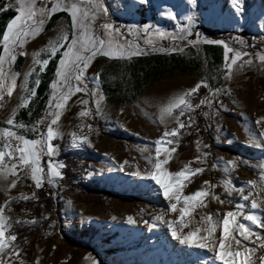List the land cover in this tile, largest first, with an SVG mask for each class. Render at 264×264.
<instances>
[{
  "label": "rangeland",
  "instance_id": "1",
  "mask_svg": "<svg viewBox=\"0 0 264 264\" xmlns=\"http://www.w3.org/2000/svg\"><path fill=\"white\" fill-rule=\"evenodd\" d=\"M11 2L14 0H0V21H4L2 33L16 15ZM102 3L107 16L96 21L94 30L106 20L114 29L119 28L124 42H131L141 54L126 59L96 57L86 71L85 84L73 81V86H86L89 92L88 95H72L62 109L57 125L53 126L57 132L51 141L55 153L51 157L41 154L44 177L41 187L36 188L25 175L9 190L12 197L21 193L34 197L27 201H10L6 205L12 227L17 220L21 223L34 220L38 226L30 237L14 243L22 249L20 255L27 264H92L93 261L95 264H222L207 249L181 245L173 240L167 228L158 222L152 228L147 227L153 223L152 215L167 212L168 201L158 185L145 177L152 170L149 161L154 163L156 158L154 141L161 138L165 130L175 127L173 120L166 122L167 129L160 123V107L195 84L206 83L209 87L198 89L191 102L199 103V99L212 91L216 94L213 107L195 109L192 112L194 125L179 129L175 137L165 140L162 147L175 151H171L164 168L169 172L179 171L185 163L191 168H204L202 173L190 176L191 182L183 189V195L200 190L205 180L218 185L211 191L219 200L205 197L206 206L193 208L186 217L192 221L190 228L201 226L202 213L212 214L214 218L219 213L222 217L225 211H236L237 205H243L237 220L249 228L251 223L242 217L254 215L259 207L251 208V200H243L236 192L228 196L219 184L226 178L233 188L243 189V195H247L246 182L259 181L262 171L259 165L264 164V149L252 146L249 141V134L258 135L260 131L256 121L264 117V66L255 59L257 53L264 54V0H242L239 11L231 6L230 0H195L194 7L187 0H147V4L136 3V0H102ZM47 6H51L50 2ZM165 9L173 12L174 20L164 15ZM69 23L70 18L64 11L46 17L40 34L25 41V55L21 56L18 49L16 59L6 66L17 74V78L11 96L6 90L0 92V149L4 147L2 132L6 128L28 140L46 135V112L53 92L50 85L55 78L59 53L49 59L43 72L39 71L35 60L48 58L44 47L61 26L67 28ZM145 25L150 26L149 34L143 31ZM185 25L190 26L192 35L175 38L179 35L177 27ZM129 26L140 31L130 36ZM201 27L217 34V38H209ZM222 32L228 34L220 36ZM197 33L200 40L190 43L197 40ZM96 34L103 37V30L99 29ZM206 40L221 41L222 44H209L204 42ZM223 44L242 53L233 66L231 79L224 76ZM0 51H3L2 46ZM246 59L252 60L251 66H241V61ZM36 79H39L36 90L46 80L42 98L35 91L28 104L20 107L21 99L27 98L26 89L31 88ZM93 87L97 93L99 116L95 114L96 105L91 102ZM81 97L89 100L90 117L79 116L83 110L79 103ZM202 112L209 113L208 117ZM9 118L13 119L14 125L23 127L8 125L6 120ZM180 119L188 125L187 116ZM81 123L85 125L83 128ZM74 135H86L92 147L74 141ZM197 141L201 142V152L207 154L204 164L196 161L199 155ZM10 143L16 146V141ZM228 147L230 150L226 149ZM61 150L78 151L88 157L72 190L62 182L63 164L57 160ZM113 161L123 169L109 171L110 166L114 167ZM228 161H233L236 167L225 173ZM49 162L61 174L60 177L53 176L51 184L47 177ZM6 183L0 177V203L6 199ZM43 186L50 190L53 204L48 214L41 204L34 202L36 192ZM220 200L225 203L221 204ZM12 202L21 205L13 206ZM263 210L262 216L258 217L261 224H264ZM177 215L168 213L166 219H174ZM128 217L134 223H127ZM12 227L9 231L15 235ZM251 227V231L264 234L263 227ZM86 229L88 237L79 239L76 233ZM188 230L180 231L186 234ZM218 236L219 229L214 234L215 238ZM242 243L246 248L254 246L251 240ZM242 259L237 258V264Z\"/></svg>",
  "mask_w": 264,
  "mask_h": 264
},
{
  "label": "snow or ice",
  "instance_id": "2",
  "mask_svg": "<svg viewBox=\"0 0 264 264\" xmlns=\"http://www.w3.org/2000/svg\"><path fill=\"white\" fill-rule=\"evenodd\" d=\"M50 2L51 6L48 7ZM136 3L147 4V0H136ZM187 3L194 7L195 0H187ZM231 6L239 11L241 9L242 0H230ZM11 7L14 8L16 15L9 20L6 29L2 33L0 46L3 51H0V92L7 91L11 96L13 88L16 84L17 74L11 72L6 67L10 61L16 59V53L19 49L21 56L25 55L23 51L25 41L29 38H34L40 34L42 25L46 17H50L53 13L64 11L70 18L68 27L61 26L57 30V35L49 39L44 51L47 54L46 59H36L35 64L39 66V71L43 72L49 59L55 57L59 53V59L55 66V78L50 85L53 92L49 97V110L46 112L47 132L46 135H41L36 139H25L23 135L17 134L15 131L4 129L2 135L5 143L3 149H0V177H3L7 183L4 189L6 197L4 203H0V264H27L21 257L22 249L14 243L17 237L9 231L12 227V222L6 215V205L10 201L24 200L30 198L23 193L16 197L10 196V189L17 186L18 181L22 176L27 175L36 188H40L43 181V169L40 166L41 154H46L51 157L55 153V148L51 141L56 137L57 132L54 125H57L61 117V111L64 109L69 98L76 93H84L88 95L89 89L80 86H73V81L84 85L86 81V71L93 64L96 57H105L108 59H126L132 56L141 54L140 49L134 47L131 42L125 43L121 30L114 29L113 24L107 22L100 23L98 28L94 30V25L100 17L107 16V10L103 6L102 0H14L11 2ZM164 15L169 19H175L172 11L165 9ZM190 20V18H189ZM99 29L103 30V37L97 35ZM149 25H145L143 31L149 34ZM140 30H134L132 26L128 27V34L135 35ZM179 35L175 38L184 39L190 35V26L185 25L183 28L177 27ZM163 36L164 33H159ZM197 40L190 43L195 44L200 40L197 33ZM209 44H222L221 41H204ZM148 43V41H146ZM232 53L229 56V53ZM39 56V53L36 54ZM243 55H247L243 53ZM242 53L231 49L227 44H223V58L225 63L224 76L226 79H231L233 74V66L240 60ZM255 59L264 66V54L257 53ZM252 60H242L241 66H251ZM39 84V79L34 81L31 88L26 89L27 98L21 99L20 107H25L29 100L34 96L36 85ZM201 87L208 88L206 83H197L193 87L187 89L183 93L171 98L166 104L160 107L158 119L161 124L167 129V121H175V127L170 130H165L161 134V138L154 141L155 144V161L152 163V170L145 177L151 179L158 185L160 192L165 200L168 201L167 212H159L152 215L153 223L147 224L148 228H152L158 222L167 228L173 240L178 241L181 245L189 247L207 249L213 253L215 259L222 261V264H237V258L242 257L239 264H264V236L251 231L244 223H240L237 217L241 215L243 205H237L236 211H225L222 217L219 213L212 214L202 213L200 216V227L190 228L191 220H187L191 211L195 207L203 209L206 206L205 197L210 196L212 201L219 200V197L212 193V189L216 188L217 184H209L205 180L200 190L194 191L192 194L183 195V189L187 183H190V176L199 174L204 171L203 167L191 168L185 163L184 167L179 171H166L164 165L169 162L171 151L168 148L162 147V144L169 137H175L179 129L194 125L195 121L192 112L195 109H200L202 106H207L209 109L213 107V100L216 94L209 91L204 98L199 99V103L193 104L191 97ZM91 102L96 105V115L99 116L100 108L97 101L96 89L91 90ZM226 91V90H225ZM102 99V98H101ZM79 103L83 105V110L79 112L80 117H90L88 105L89 100L81 97ZM202 115L208 117L209 113L202 112ZM181 116H187L188 125L181 121ZM6 123L10 126L14 125L13 119L9 118ZM260 131L257 134H249V141L252 146L264 149V117L256 121ZM16 128H22L23 125L16 124ZM85 125L81 123L80 127ZM92 129L89 128V131ZM35 131V127L33 128ZM74 141L82 144H87L89 148L92 144L89 142L86 135L73 136ZM10 141H16V146L13 147ZM76 144L74 143V146ZM196 151L199 153L196 157L198 164H204L206 153L201 152V142H196ZM203 147H207L203 145ZM163 154V159L161 155ZM109 171L122 170V165H116L113 161ZM61 167H63L61 165ZM213 168L216 165L212 166ZM236 167L233 161L227 162V167L224 172ZM262 170L259 181H247L248 194L243 195V189L233 188L228 179H223L219 186L223 191L231 196L233 192L240 194L243 200H251V208L264 209V164L259 165ZM19 172V175H18ZM60 171L56 166L49 162L47 164V177L49 183H52V177H60ZM138 175V173H133ZM207 186V187H205ZM221 204L225 201L220 200ZM229 202V201H228ZM8 211L11 209L8 208ZM168 213H178L174 219H166ZM243 220L250 222L257 227H264L255 215H243ZM115 219V217H113ZM22 221L17 220L16 223ZM127 223H134L131 217L127 218ZM23 223L34 224V220L23 221ZM181 229H189L186 234ZM219 229L218 238L214 234ZM235 233V236L233 235ZM236 237H239L237 239ZM255 238L252 240V238ZM251 240L256 247L246 248L242 241ZM26 242V241H25ZM255 257V258H254ZM38 264V262H37ZM95 264V261L92 262Z\"/></svg>",
  "mask_w": 264,
  "mask_h": 264
},
{
  "label": "trees",
  "instance_id": "3",
  "mask_svg": "<svg viewBox=\"0 0 264 264\" xmlns=\"http://www.w3.org/2000/svg\"><path fill=\"white\" fill-rule=\"evenodd\" d=\"M3 26H4V21L1 20L0 21V34L2 33L3 30ZM201 31L205 32L206 35H208L209 38L211 39H216V35L212 33L211 31H207L204 28H200ZM228 33L222 32L220 34V36H225ZM217 58V56H216ZM217 60V59H215ZM45 82V83H44ZM45 84H46V80L43 81L42 84H40L37 87V96L39 95V97L42 98L43 93L45 91ZM31 118V117H29ZM227 150H230V148H226ZM57 160L60 161L63 164V169L61 170V174H62V182L64 185H67L69 189L72 190L73 188V184L74 182L77 180V177L79 175L78 172L81 171L82 168H84L85 166V162L86 160H88V157L83 155L81 152L78 151H66V150H61V152L59 153V155L57 156ZM51 193L50 190L43 186L40 190H38L36 192L35 195V200L34 202L36 204H41L44 207V211L48 214L51 213L52 208H53V204L51 201V197H50ZM23 204V203H22ZM11 205H21L20 203H14L12 202ZM38 226L36 223L31 224V225H25L23 223H16L13 227H12V231L15 233L17 239L16 242L20 243L23 239L30 237L31 234L37 230ZM86 230L81 231L79 233H76V236L79 239H84L88 237V234L86 232Z\"/></svg>",
  "mask_w": 264,
  "mask_h": 264
},
{
  "label": "bare ground",
  "instance_id": "4",
  "mask_svg": "<svg viewBox=\"0 0 264 264\" xmlns=\"http://www.w3.org/2000/svg\"><path fill=\"white\" fill-rule=\"evenodd\" d=\"M258 210H260V211H258ZM258 210H257V212H255V214H254L257 218L260 217V216H262V215H261V214H262V213H261V210H262V209H259V208H258ZM263 215H264V210H263ZM258 220H259V219H258ZM251 226H252V224H250L248 227H249V228H252ZM263 228H264V227H263ZM263 232H264V231H263ZM261 236H264V234L261 235ZM254 239H255V238H254ZM253 247H256V245L254 244ZM254 258H255V257H254Z\"/></svg>",
  "mask_w": 264,
  "mask_h": 264
}]
</instances>
